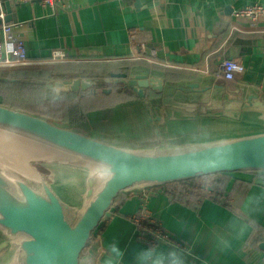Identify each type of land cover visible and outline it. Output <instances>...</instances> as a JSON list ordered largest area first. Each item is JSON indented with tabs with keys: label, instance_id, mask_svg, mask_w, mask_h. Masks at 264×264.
Listing matches in <instances>:
<instances>
[{
	"label": "crops",
	"instance_id": "crops-1",
	"mask_svg": "<svg viewBox=\"0 0 264 264\" xmlns=\"http://www.w3.org/2000/svg\"><path fill=\"white\" fill-rule=\"evenodd\" d=\"M14 3V35L24 41L31 62L27 67L48 70L52 76L43 80L146 73L163 80L162 93L146 91L147 99H156V104L166 98L167 104L184 101L180 88L187 83L264 87V17L253 23L232 14L253 3L264 6V0H66L54 7L39 1ZM227 58L238 59L244 67L231 84L217 76ZM127 113L139 118L123 124L126 135L119 143L133 147H177L226 137L232 127L234 133L254 129L248 121L232 126L231 119L216 115L183 120L176 112L175 119L170 108L152 109L150 114L162 119L151 123L135 96L89 116L112 128L115 119H127ZM199 190L202 197L195 203L177 199V187L120 193L89 244L86 264H104L107 244L113 240L125 249L124 264H134L137 246L161 241L178 245L187 264H264V248L259 246L264 241V204L259 210L246 207L250 195L264 192V173H225L218 183L207 189L202 184ZM138 214L158 227L161 236L137 229L131 218ZM231 220L247 223L249 229L230 250L220 251L215 238L232 236Z\"/></svg>",
	"mask_w": 264,
	"mask_h": 264
},
{
	"label": "water",
	"instance_id": "water-1",
	"mask_svg": "<svg viewBox=\"0 0 264 264\" xmlns=\"http://www.w3.org/2000/svg\"><path fill=\"white\" fill-rule=\"evenodd\" d=\"M16 5L14 0H0V14L3 11L0 25L17 22L13 13ZM16 81V78L0 76V82ZM99 82L119 83L131 90L142 102L151 123L162 119L160 115L152 116V109L160 112L170 108L171 117L175 119L176 112L183 120L216 115L231 119L232 126L248 121L254 129L234 133L237 130L232 127L226 137L177 147H133L128 143L103 141L39 115L0 104V129L29 137L69 156L31 161L38 173L36 186L0 165V234L3 235L0 251L12 250L11 264L16 261L19 264H86L89 243L102 228L120 193L217 173H264V87L251 90L214 82L202 86L187 83L186 88H180L186 94L184 101L167 104L166 98L162 104H156V99H147L146 91L162 93L163 80L146 73H110L109 78L104 79H34L30 83L42 84L48 91L60 95L93 91ZM154 133L158 136L157 129ZM218 141L227 143L221 147ZM217 151L224 154L227 164L205 167ZM52 164L80 167L86 173L83 204L95 184V179L88 176L90 168L95 166L106 176L102 177V186L95 198L86 207L77 208L65 196L64 189L38 168ZM64 170L67 169H55L56 177ZM69 172L74 173V170ZM259 246L264 248V241Z\"/></svg>",
	"mask_w": 264,
	"mask_h": 264
},
{
	"label": "rangeland",
	"instance_id": "rangeland-1",
	"mask_svg": "<svg viewBox=\"0 0 264 264\" xmlns=\"http://www.w3.org/2000/svg\"><path fill=\"white\" fill-rule=\"evenodd\" d=\"M1 73H3V71H0V74ZM9 78L11 77L9 76ZM25 79L26 78L20 79V83L23 85L22 88L1 85L0 96H2L3 102H0V104L39 115L50 122L73 128L83 134L96 137L103 141L120 142L126 135V127L123 126V124H130V122L139 118V116H136V113H127V119L117 117L115 119L114 127L110 128L109 124L100 123L99 120L89 116V114L93 115V112L97 113L105 107H112V105L115 106L118 103L131 99L117 93L115 91V86L109 85L113 90L108 96H105L101 92V88L98 87L96 94L83 93L82 96L77 97L63 96L60 100L57 99V95L52 91H49L47 96L49 97V101L43 102V99H41L40 96L42 95L44 88L32 86L33 83L30 82L34 79H26L28 82H23ZM30 165L32 166L31 161ZM38 168L46 177L51 178V180L54 179L55 181H53L55 184L64 189L63 192L65 193V196L77 206V208L82 207L84 201L83 194L86 190V173L83 172L80 167H67L52 164L49 166L39 165ZM60 168H62V170H74L76 175L69 171H65V173L62 171L61 175L56 177L55 169ZM52 171H54V173H51ZM206 181L212 182V178L205 180L203 184H205ZM2 238L3 235L1 236L0 234V241ZM12 255L13 253L10 248L0 251V264H11Z\"/></svg>",
	"mask_w": 264,
	"mask_h": 264
},
{
	"label": "clouds",
	"instance_id": "clouds-1",
	"mask_svg": "<svg viewBox=\"0 0 264 264\" xmlns=\"http://www.w3.org/2000/svg\"><path fill=\"white\" fill-rule=\"evenodd\" d=\"M217 143L222 147L227 142L218 141ZM227 162L224 154L217 151L213 154V158L206 162L205 167L217 168L226 165ZM204 186L207 189L210 186V181H206ZM262 204H264V192L250 195L246 207L250 210H259ZM229 228L232 230L230 238L222 235L215 238L214 246L220 251L230 250L235 241L243 239L249 225L238 220H231ZM124 256L125 249L120 247V243L116 240L110 241L107 244L104 264H124ZM133 260L134 264H187L178 245H168L163 241L147 246H137L133 250Z\"/></svg>",
	"mask_w": 264,
	"mask_h": 264
},
{
	"label": "built area",
	"instance_id": "built-area-1",
	"mask_svg": "<svg viewBox=\"0 0 264 264\" xmlns=\"http://www.w3.org/2000/svg\"><path fill=\"white\" fill-rule=\"evenodd\" d=\"M20 2L39 1L41 4L48 7H54L57 4H63L66 0H18ZM233 16L244 17L251 22L256 23L261 17H264V6L259 3H253L233 11ZM1 15V14H0ZM17 23H3L1 26L2 38L0 39V68H14L18 66H26L31 64L28 59L24 41L15 37V29ZM130 38L134 37V33H130ZM144 50V45H140ZM62 57L63 55H57ZM244 71L242 63L238 59H223L220 67L217 70L218 78L224 83H232ZM137 229H150L155 235L161 236V231L158 227L152 226L151 221L142 214L135 215L131 218ZM147 221V223L145 222ZM151 225V226H150ZM151 227H153L151 229ZM91 242V241H90ZM90 244V243H89Z\"/></svg>",
	"mask_w": 264,
	"mask_h": 264
},
{
	"label": "bare ground",
	"instance_id": "bare-ground-1",
	"mask_svg": "<svg viewBox=\"0 0 264 264\" xmlns=\"http://www.w3.org/2000/svg\"><path fill=\"white\" fill-rule=\"evenodd\" d=\"M57 157L63 159L69 156L58 149L29 137L0 129V165H3L13 174L33 186L39 184V179L38 173L35 171V168L30 165V161L49 160ZM65 171L69 170H64L63 172L65 173ZM88 176L95 179V184L92 188L91 196L86 198L82 205L84 207L95 198L102 186V177H105L106 174L93 166L90 168ZM13 264H19V262L16 261Z\"/></svg>",
	"mask_w": 264,
	"mask_h": 264
},
{
	"label": "trees",
	"instance_id": "trees-1",
	"mask_svg": "<svg viewBox=\"0 0 264 264\" xmlns=\"http://www.w3.org/2000/svg\"><path fill=\"white\" fill-rule=\"evenodd\" d=\"M26 66H18V67H14V68H0V71H3V73H1V76H10L12 78H16L18 79V81L13 82V83H9V82H0V86L1 85H7V86H11V87H18V88H22L23 85L22 83H20V79L21 78H26V79H46V78H52V76H49L48 74V70H43V69H35V68H30ZM32 86H37V87H43L44 90L42 91V95L40 96L41 99H43L44 101H49V97L48 96V90L45 88V86L42 85H36V84H32ZM87 93V92H86ZM89 94H93V93H89ZM63 96L65 97H77L78 95L76 93H71V92H62L60 95L56 96L57 99H61ZM123 96L127 97V98H131L134 97V93L133 94H123ZM0 102L2 103V96H0ZM225 173H217V174H212V175H207V176H203L200 178H192V179H188V180H183V181H178V182H172V183H167L164 184L162 186L165 187H177L180 189L178 195H177V199H179L180 201H182L183 203H190V202H196L199 198L202 197L200 186L203 184V182L207 179H211L212 178V182H210V184L213 185V183H218L219 179L221 178V176H223ZM227 174V173H226ZM205 185V184H203ZM213 187V186H212ZM215 188V187H213ZM218 189H216V193H218L217 191ZM94 238V237H93ZM92 238V239H93Z\"/></svg>",
	"mask_w": 264,
	"mask_h": 264
},
{
	"label": "flooded vegetation",
	"instance_id": "flooded-vegetation-1",
	"mask_svg": "<svg viewBox=\"0 0 264 264\" xmlns=\"http://www.w3.org/2000/svg\"><path fill=\"white\" fill-rule=\"evenodd\" d=\"M127 73V72H126ZM129 74V73H128ZM104 84V85H103ZM102 85V86H101ZM115 86L116 88V92L119 93L120 95H123V94H133L130 90H126L122 84H119V83H104V82H99L97 83V85L93 88V91H90V90H86L84 92H78L76 93L78 96H82L83 93H93V94H96L97 93V88L100 87L101 88V92L105 95V96H108L111 94L112 90L110 86ZM106 86V87H105ZM105 89V90H104Z\"/></svg>",
	"mask_w": 264,
	"mask_h": 264
}]
</instances>
